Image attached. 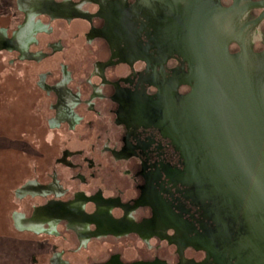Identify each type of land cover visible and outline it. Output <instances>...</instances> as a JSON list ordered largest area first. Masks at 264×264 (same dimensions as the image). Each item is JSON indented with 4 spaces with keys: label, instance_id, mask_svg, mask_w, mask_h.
I'll list each match as a JSON object with an SVG mask.
<instances>
[{
    "label": "flooded vegetation",
    "instance_id": "obj_1",
    "mask_svg": "<svg viewBox=\"0 0 264 264\" xmlns=\"http://www.w3.org/2000/svg\"><path fill=\"white\" fill-rule=\"evenodd\" d=\"M217 26L264 91V0H0L15 40L0 64L38 97L55 148L6 204L2 238L22 242L25 264H260L228 250L225 211L166 130L192 90L195 31Z\"/></svg>",
    "mask_w": 264,
    "mask_h": 264
},
{
    "label": "water",
    "instance_id": "obj_2",
    "mask_svg": "<svg viewBox=\"0 0 264 264\" xmlns=\"http://www.w3.org/2000/svg\"><path fill=\"white\" fill-rule=\"evenodd\" d=\"M195 35L199 64L190 77L192 90L166 112V130L188 179L207 187L200 193L225 211L228 250L264 264V91L245 45L237 57L229 54V32L217 26L209 36L203 28ZM14 46V39L0 34V51ZM29 189L25 185L18 193Z\"/></svg>",
    "mask_w": 264,
    "mask_h": 264
},
{
    "label": "rangeland",
    "instance_id": "obj_3",
    "mask_svg": "<svg viewBox=\"0 0 264 264\" xmlns=\"http://www.w3.org/2000/svg\"><path fill=\"white\" fill-rule=\"evenodd\" d=\"M18 75V71L0 64V264H23L26 260L22 242L2 238L6 228L11 234L12 208L6 207L12 198L11 191L34 170L40 156L46 160L55 152L45 143L42 126L38 124L41 119L34 106L38 97L28 99L20 95Z\"/></svg>",
    "mask_w": 264,
    "mask_h": 264
}]
</instances>
